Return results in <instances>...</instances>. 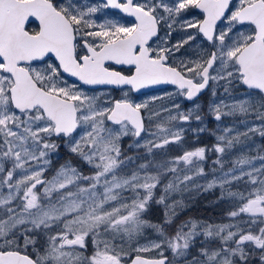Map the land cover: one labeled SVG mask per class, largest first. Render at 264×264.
Listing matches in <instances>:
<instances>
[{
  "label": "snow or ice",
  "instance_id": "1",
  "mask_svg": "<svg viewBox=\"0 0 264 264\" xmlns=\"http://www.w3.org/2000/svg\"><path fill=\"white\" fill-rule=\"evenodd\" d=\"M174 32L183 33L175 42ZM186 45L200 55H178ZM158 85L187 100L222 89L209 104L216 121H260L218 136L216 153L264 137V0H0V264H264V163L244 171L255 158L241 156L238 175L233 168L204 187L236 200L228 216L247 220L189 219L167 231L183 203L170 197L193 180L177 175L179 165L203 176L197 162L208 149L156 160L183 140L178 123L203 120L199 104H174L156 122L161 111L133 96ZM125 137L145 155H126ZM60 142L91 174L71 161L52 171ZM245 178L246 193L225 187ZM150 203L163 205L161 223L145 219Z\"/></svg>",
  "mask_w": 264,
  "mask_h": 264
},
{
  "label": "rangeland",
  "instance_id": "2",
  "mask_svg": "<svg viewBox=\"0 0 264 264\" xmlns=\"http://www.w3.org/2000/svg\"><path fill=\"white\" fill-rule=\"evenodd\" d=\"M182 35L179 37H175L173 42L180 39ZM198 48L196 47L192 50L189 56H184V58L196 59ZM182 55V53L178 54ZM176 90H166L162 92L156 91L146 94L144 97V101L142 97L136 99V102H148L149 109L161 111V117L156 122H161L168 115L167 112H163V108H170L173 110V114H175L176 110L173 108L174 104L180 105V111L187 112L189 110H193L196 104L200 105L199 112L203 117L202 122L191 120L188 123H178V126L183 127L185 129L183 140L180 143L170 144L166 147V149L158 150L156 160H168L171 161L176 156H180L184 151L194 150L198 147H203V140L206 142L205 148L208 149L206 152V157L211 153V163L209 165L208 170L206 166L208 165V161L205 159L203 161H198L200 167L204 169L203 176H196V169L192 166L179 165V170L177 175L183 176L185 174L192 175L193 180L189 183L187 191H182L178 193L172 194L169 199V203L172 200H180L182 201V206L176 208L177 215L174 218V222L172 225L167 227V231L169 233H173L176 227L189 219L197 220L201 223L218 225V224H228V223H237L240 219L247 220V216L231 218L228 216V213L236 207V200L229 198L225 195V198L221 199V189L219 187L210 189L205 191L204 187L213 179L219 180L223 178L224 173L229 172L231 169L235 168L236 173L239 174V166L236 165L235 161L241 156H248L250 158H255L252 161V165H245L244 171H249L254 166L256 168L261 167V164L264 163L258 159L259 156H264V137H261L259 133L249 134L250 138H241V143H236L232 148H227L223 154L216 153L212 149L217 143H221L222 145L225 142H221L217 140V137L220 135H226L229 138L231 136H235L237 132L246 131L247 126L259 125L260 121L256 120L252 116L243 117V116H235V117H223L221 121H216L214 117L209 112V104L215 99L219 100L220 97L223 96V90L218 89V96L213 97L211 95V91L206 95L205 100L201 102H196L194 104L190 103L189 106L185 109L182 106V98L181 96L175 95ZM169 93H173L171 97L168 96ZM153 97H157V99H153ZM226 101L227 98L225 97ZM230 102V101H227ZM192 104V105H191ZM206 111V112H204ZM145 116L148 115V111H145ZM247 120L248 124L245 125L241 123V120ZM205 128L206 130L203 132H197L196 129ZM225 128H232L233 131L231 133H225ZM155 130V129H153ZM207 140L209 142H207ZM132 143L131 137H125L121 141V147L124 150L126 155L134 156V155H145L143 149H130L128 145ZM147 159H152L151 156H147ZM219 160L220 163H215V161ZM67 161H71L73 165L80 168L85 174H91V169L88 165L84 164L79 157L70 153L68 148L64 146L62 142H60L59 149L52 153V171L59 168L61 164H64ZM145 162L144 160L136 161L137 164ZM79 164V165H78ZM10 166V165H6ZM155 172V169H152ZM130 174V170H129ZM173 179V175L168 173L163 181V183H167L168 180ZM247 178L242 181L233 182L231 186L226 185V188L230 187L231 191H239V192H247L250 189L251 185L246 183ZM196 185L200 187L197 188ZM183 188V186H181ZM3 192L7 193V188L3 189ZM162 192V185L158 186L156 190V196L158 197ZM208 193V194H207ZM124 196L131 197L132 193L130 191L124 192ZM192 207V208H191ZM145 219L152 221L153 223H161L164 219V207L163 205H158L155 203H150L148 211L145 213ZM145 235L149 239H155V234L151 230H146ZM198 239H203V237H199ZM144 240H141V243H144ZM217 242L213 241L211 244H215ZM199 245H196L198 248ZM195 251V249H194ZM170 255V253H167Z\"/></svg>",
  "mask_w": 264,
  "mask_h": 264
},
{
  "label": "flooded vegetation",
  "instance_id": "3",
  "mask_svg": "<svg viewBox=\"0 0 264 264\" xmlns=\"http://www.w3.org/2000/svg\"><path fill=\"white\" fill-rule=\"evenodd\" d=\"M88 2H94V0H88ZM180 34L183 35V33H181V32H174L172 39H174L175 37H179ZM198 42H199V38H198ZM195 48H196V45H191V46L186 45L185 48L181 50L182 56L183 57L184 56H189L190 52L192 50H194ZM196 52L198 53L197 56L200 55V50L199 49ZM163 90H175V88L172 85H165L163 87L155 88V89H152V90H149V91H143V92H140V93H136V94H134L133 99L136 101V99H138L139 97H142V100L141 101H144V96L146 94H149V93H152V92L156 93V91L162 92ZM209 92H210V89H205L199 96H197L193 100H187L185 97H182L181 96V98L183 100L181 102L182 103V106H184V108L186 109L189 106L188 104H190L192 102H193L192 104H194V103H196L198 101L201 102L202 100H205L206 95ZM113 95H115L116 97H119L120 96V93H119V91H114L113 92ZM207 142H209V141L207 140ZM204 144H206V142H204ZM206 159L208 161V165L206 166V169L205 170H208L209 165L211 163V157H210V155H208Z\"/></svg>",
  "mask_w": 264,
  "mask_h": 264
},
{
  "label": "water",
  "instance_id": "4",
  "mask_svg": "<svg viewBox=\"0 0 264 264\" xmlns=\"http://www.w3.org/2000/svg\"><path fill=\"white\" fill-rule=\"evenodd\" d=\"M158 86H160V85H158ZM155 87H157V86H153L151 88H155ZM151 88H148V89H151ZM148 89H142V90H148Z\"/></svg>",
  "mask_w": 264,
  "mask_h": 264
},
{
  "label": "trees",
  "instance_id": "5",
  "mask_svg": "<svg viewBox=\"0 0 264 264\" xmlns=\"http://www.w3.org/2000/svg\"><path fill=\"white\" fill-rule=\"evenodd\" d=\"M192 208V207H191Z\"/></svg>",
  "mask_w": 264,
  "mask_h": 264
}]
</instances>
